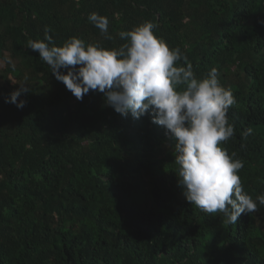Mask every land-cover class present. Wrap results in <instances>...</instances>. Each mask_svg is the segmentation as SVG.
<instances>
[{
    "label": "trees",
    "instance_id": "obj_1",
    "mask_svg": "<svg viewBox=\"0 0 264 264\" xmlns=\"http://www.w3.org/2000/svg\"><path fill=\"white\" fill-rule=\"evenodd\" d=\"M145 21L197 78L219 70L236 98L221 146L245 162L244 190L264 194V0H0V264H264V206L228 224L187 202L163 127L102 93L77 101L28 47L48 28L54 46L118 48ZM25 85L23 109L4 103Z\"/></svg>",
    "mask_w": 264,
    "mask_h": 264
},
{
    "label": "clouds",
    "instance_id": "obj_2",
    "mask_svg": "<svg viewBox=\"0 0 264 264\" xmlns=\"http://www.w3.org/2000/svg\"><path fill=\"white\" fill-rule=\"evenodd\" d=\"M88 20L112 39L108 17L93 12ZM157 28L158 24L145 21L120 31L126 42L118 48L86 43L76 36L54 46L48 35L51 29L46 28L44 38L29 40L28 47L77 101L90 92L102 93L106 107L121 117L149 116L151 123L163 127L186 201L208 214L223 213L228 224H235L241 214L264 206V194L253 199L244 190L238 174L243 159L221 146L235 135L228 112L236 98L221 84L217 68L197 78L187 56L157 36ZM27 92L26 85L19 86L4 103L23 109L27 101L18 98ZM249 135L251 129L243 133L244 138Z\"/></svg>",
    "mask_w": 264,
    "mask_h": 264
}]
</instances>
